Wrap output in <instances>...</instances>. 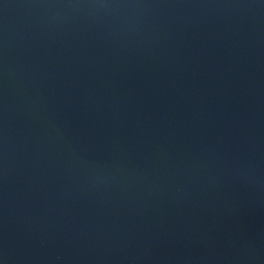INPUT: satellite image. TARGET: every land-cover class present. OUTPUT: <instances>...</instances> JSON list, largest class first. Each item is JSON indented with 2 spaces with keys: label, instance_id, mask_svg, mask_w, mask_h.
<instances>
[{
  "label": "water",
  "instance_id": "water-1",
  "mask_svg": "<svg viewBox=\"0 0 264 264\" xmlns=\"http://www.w3.org/2000/svg\"><path fill=\"white\" fill-rule=\"evenodd\" d=\"M0 264H264V0H0Z\"/></svg>",
  "mask_w": 264,
  "mask_h": 264
}]
</instances>
